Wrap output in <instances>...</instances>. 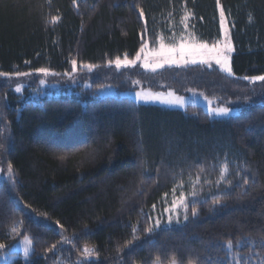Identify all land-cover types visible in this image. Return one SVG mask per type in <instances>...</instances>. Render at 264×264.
<instances>
[{"label":"trees","instance_id":"trees-1","mask_svg":"<svg viewBox=\"0 0 264 264\" xmlns=\"http://www.w3.org/2000/svg\"><path fill=\"white\" fill-rule=\"evenodd\" d=\"M219 4L0 0V72L7 74L0 76V168L11 163L13 172L0 181V253L28 236L29 264H155L158 257L160 264L173 257L231 264L236 254L264 262V82L244 79L264 75V0ZM221 10L234 47L232 76L201 65L148 72L108 64L134 58L145 41L157 47V36L171 43L192 33L211 45L221 38ZM41 80L56 90L33 95ZM133 81L151 91L194 89L241 111L212 118L200 105L177 110L99 96L132 90ZM225 162L232 183L217 184ZM197 176L196 195H187ZM174 188L176 197L186 194L187 212L181 207L155 228L156 213L169 220ZM228 239L240 242L231 255ZM85 245L96 254L85 256Z\"/></svg>","mask_w":264,"mask_h":264},{"label":"snow or ice","instance_id":"snow-or-ice-1","mask_svg":"<svg viewBox=\"0 0 264 264\" xmlns=\"http://www.w3.org/2000/svg\"><path fill=\"white\" fill-rule=\"evenodd\" d=\"M73 4H77V0H73ZM217 7H220L219 0H217ZM188 13L185 11V15L182 18L183 20H186L188 18ZM145 14L143 10H140V19H144ZM59 17H52L51 20L53 23H55ZM252 18L249 16V22H251ZM220 24L221 29L223 31L224 39L223 41L217 40L216 42L212 43L211 45L206 42L198 41L194 34L188 33L187 36H182L178 42L176 43H168L166 44L164 42V39L162 36H157L156 41L159 44V47H153L151 50L148 49V43L147 41L143 42L139 51L136 53L135 57L132 59H129L127 54H125L124 58L121 59L120 57H116L114 60H109L108 64L112 65L114 64L116 69L119 70L120 68L124 67H132L135 66L137 61H141L140 66L146 70H151L155 72L159 68H163L166 64L167 65H179V64H202V65H208L211 66L212 63H215L217 66H219L220 70L224 73H226L228 76L233 75L232 66L230 63L231 53L234 51L233 42L230 38L229 32L226 28V18L223 10L220 12ZM73 65V71L76 69V61H71ZM84 67H87L89 70H91L94 65L88 64L84 65ZM38 72L44 74L45 76L48 75V70L45 68H40L37 70ZM6 73L0 72V76H5ZM16 76H26L29 75V73L24 72H17L15 73ZM67 75V73H66ZM244 79L249 80L252 83H255L257 81L264 82V75H258V76H251V77H244ZM41 83H44V81H41ZM133 83H139V81H133ZM16 92H20V86H17L15 88ZM189 91H192L193 94H195L194 89H190ZM174 96V93L169 92L167 94L162 92H153L151 90H145V91H137L135 93V98L137 101H143V102H150V101H159L160 103L168 104V105H174L176 104V100L171 99V97ZM179 100L180 98H176ZM182 106V104H181ZM210 114H214L216 116H227L230 113V109L228 107H218V108H209ZM61 160L65 159L64 156L59 157ZM2 169H0V173H2ZM203 171V169H201ZM229 172V164L227 162L221 164L219 169V179L216 180L217 184H220L222 182H226L228 184H231V180H227V175ZM8 174L9 176L13 175L12 172V164H8ZM239 175V174H238ZM200 177L197 176L196 180L193 182V190L188 193L187 195L195 196V183L199 182ZM243 183L247 185L249 183L248 178H244ZM181 187H183V184L181 182ZM173 202H172V208H180L183 207L185 210V213L188 209V204L186 203V194L181 191L179 197L175 196V188L173 189ZM221 203V200L219 197H216L213 199V204L218 205ZM25 207H28V205H25ZM155 207V206H153ZM165 211H169V209H165ZM191 213L193 216H196L198 214L197 208L192 207ZM177 214V213H174ZM187 219V215L184 217ZM169 223H171V216L169 217ZM157 226L159 225V221L156 222ZM59 226V225H58ZM151 227L146 229V231H151ZM137 229L133 227V239H136L135 233ZM13 232H15V228H13ZM262 241H264V236H262ZM22 243H26L28 246L25 247V253L27 254L29 251V248L31 246V239L28 236L24 237V241ZM128 243H131V241H128ZM239 241H237L235 244L231 239H228L225 242L224 247L228 250V254L231 255L234 248H237L239 246ZM4 244L0 243V248H3ZM57 247L56 244L52 245V249H55ZM51 250V249H49ZM83 254L85 256H92L95 255V251L93 248L88 247L85 245L83 247ZM79 264V262H78ZM155 264H160L159 257L155 261ZM172 264H178L177 258H172ZM189 264H194V261L189 260ZM231 264H249V261L246 259H243L240 257L239 254H236L232 256L231 258ZM264 264V262H262Z\"/></svg>","mask_w":264,"mask_h":264},{"label":"rangeland","instance_id":"rangeland-1","mask_svg":"<svg viewBox=\"0 0 264 264\" xmlns=\"http://www.w3.org/2000/svg\"><path fill=\"white\" fill-rule=\"evenodd\" d=\"M220 28H221V24H220ZM226 28H227V30L229 32V28L227 27V24H226ZM179 39L175 40L174 42H171V43H176V42L179 41ZM223 39H224V36H223V31L221 29L220 41H223ZM166 44H168V43H166ZM157 47H159V44L157 45ZM148 49L151 50L152 48H150L148 46ZM232 54H233V52L231 53V56H232ZM230 63H231V58H230ZM140 64H141V61H137L136 65L132 66V67H140V68H142L140 66ZM189 65H201V66H205V67H208V68H216V69L220 70L219 66H217L215 63H212L211 66L202 65V64H199V63H197V64L189 63V64H179V65H176V64L167 65L166 64L164 67H169V66L184 67V66H189ZM122 68H124V67H122ZM142 69L144 71L153 72L150 69L149 70H146L144 68H142ZM160 69H162V68H159L156 71H158ZM222 73H224V72H222ZM224 74H226V73H224ZM41 81H43V80H41ZM41 81L39 82L37 88L35 90H32V94L33 95H35V96L44 95V94H48L50 92L53 93V91L56 90V88H57L56 84L55 85H49V84H47V82L44 81V83H41ZM259 82L260 81H257L255 83H259ZM250 83H252V82H250ZM20 89H21V87H20ZM145 90H149V89H145L140 84L134 83L132 90H129V91H118L116 89H112V91L106 92L105 90L102 89V90H99V96L100 97H104V96H118V95L127 96V97L132 98L138 104L160 106V107H163V108L177 109V110H184L187 105H200L212 118H228L231 115L237 114V113H239L241 111V109L236 108V107L222 106V105L217 103L216 99L208 97L204 93L197 92V91H195V94H193L192 91H189L186 94H177V93H175L173 91H170V90H167V91H153V92H162V93H165V94H167L169 92L174 93V96L171 97V99L176 100V104H174V105H168V104L160 103L159 101H150V102H147V103L143 102V101H137L136 98H135V93L137 91H145ZM176 98H180V99L177 100ZM181 104H182V106H181ZM210 107L211 108L228 107L230 109V113L227 116H216L214 114H210V112H209V108ZM10 178H11V176H9V174H8V168H6L5 171H2V173H0V181H2L4 179L9 180ZM172 202H173V199H171V204H172ZM182 208L181 207L180 208H176L177 210L172 208V212L171 213H170V211H165L164 214L165 215L167 214L168 219L171 216V221H172L173 218H177V216L180 215L179 212H180V210ZM174 213H177V214H174ZM157 220L159 221V225L158 226L156 224ZM169 224H170L169 220L164 222V217L162 216L161 213H159V214L156 213L154 215V217H153V225H154L155 228H160V227H163V226H167ZM23 241H24V238L20 239L16 243H14L11 246V248L9 249L8 252L0 253V264H10L11 262H13L18 257H20L23 260L24 264H29V260H30V257L32 255V252H33L32 243H31V246L29 248L28 253L26 254L24 249L28 245L26 243H22ZM56 264H62V263L58 262ZM67 264H70V263H67ZM73 264H75V263H73ZM170 264H172V262Z\"/></svg>","mask_w":264,"mask_h":264}]
</instances>
